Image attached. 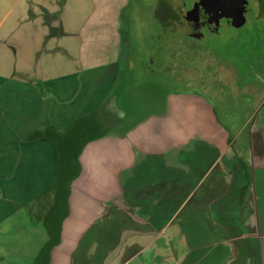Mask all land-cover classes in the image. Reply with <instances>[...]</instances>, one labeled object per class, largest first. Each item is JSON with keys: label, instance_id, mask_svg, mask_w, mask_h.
Returning a JSON list of instances; mask_svg holds the SVG:
<instances>
[{"label": "crops", "instance_id": "obj_1", "mask_svg": "<svg viewBox=\"0 0 264 264\" xmlns=\"http://www.w3.org/2000/svg\"><path fill=\"white\" fill-rule=\"evenodd\" d=\"M2 1L0 264H32L46 239L30 213L43 210L58 151L29 135L111 96L118 120L77 156L48 264H264V87L254 108L239 74L215 97L148 83L123 51L125 0L109 27L92 0H21L20 12Z\"/></svg>", "mask_w": 264, "mask_h": 264}, {"label": "rangeland", "instance_id": "obj_2", "mask_svg": "<svg viewBox=\"0 0 264 264\" xmlns=\"http://www.w3.org/2000/svg\"><path fill=\"white\" fill-rule=\"evenodd\" d=\"M19 1L15 0L13 4L17 12L22 7ZM33 1L30 0L31 8L37 6ZM59 1L62 6L65 5L66 0ZM1 2L0 8L5 6ZM92 2L93 7L100 12L97 14L100 25L108 27L123 4V0ZM18 21H21V16ZM118 23L120 38L123 42L127 41L123 51L140 61L132 71L148 74L150 77L147 82L160 90H199L202 87L203 91L215 97L219 82L230 80L232 72L225 70V66L230 63L237 68L240 81L254 84L248 90L249 94L241 91V103L251 102V107L256 108L260 102L264 87V21L251 19L245 26L239 25V31L232 29L235 41L228 45L225 44L227 32H223L219 42L216 39L195 41L177 36L175 44L170 47L166 46L167 39L158 30L153 14V0H125L118 15ZM236 42L241 43L239 48L234 47ZM246 45H250V48ZM247 113L246 110H240L241 117Z\"/></svg>", "mask_w": 264, "mask_h": 264}, {"label": "trees", "instance_id": "obj_3", "mask_svg": "<svg viewBox=\"0 0 264 264\" xmlns=\"http://www.w3.org/2000/svg\"><path fill=\"white\" fill-rule=\"evenodd\" d=\"M119 112L115 96H111L95 112L76 120L66 128L45 126L29 135L28 140L45 138L52 141L58 151L55 182L49 190L35 199V203L43 206V210L30 213L46 235L45 242L32 264H48L51 249L60 241L61 224L67 214L69 184L78 173L79 152L89 141L102 137L118 120Z\"/></svg>", "mask_w": 264, "mask_h": 264}, {"label": "flooded vegetation", "instance_id": "obj_4", "mask_svg": "<svg viewBox=\"0 0 264 264\" xmlns=\"http://www.w3.org/2000/svg\"><path fill=\"white\" fill-rule=\"evenodd\" d=\"M153 14L168 47L175 44L177 36L219 42L223 32H227L225 44L228 45L235 41L232 29L239 31L238 26H245L251 19L264 21V0H153ZM235 46L239 48L241 43L236 42ZM227 66L225 70L239 73L230 63Z\"/></svg>", "mask_w": 264, "mask_h": 264}, {"label": "clouds", "instance_id": "obj_5", "mask_svg": "<svg viewBox=\"0 0 264 264\" xmlns=\"http://www.w3.org/2000/svg\"><path fill=\"white\" fill-rule=\"evenodd\" d=\"M121 115H123V114L121 113Z\"/></svg>", "mask_w": 264, "mask_h": 264}]
</instances>
